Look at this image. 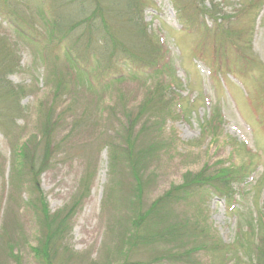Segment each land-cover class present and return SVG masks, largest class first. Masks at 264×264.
<instances>
[{"label":"rangeland","instance_id":"rangeland-1","mask_svg":"<svg viewBox=\"0 0 264 264\" xmlns=\"http://www.w3.org/2000/svg\"><path fill=\"white\" fill-rule=\"evenodd\" d=\"M17 1L22 8L26 6L24 22L0 9V39H8L11 60L17 63L7 80L25 89L19 98L22 110L12 117L14 130L8 136L0 128V264H42L37 248L42 242L39 212L43 208L37 211L31 206L37 194L29 173L21 168L24 145L30 148L29 158L43 166L38 178L49 215L65 219L59 239L62 264H122L132 233L129 202L134 198L133 188L139 185L126 162L118 159L113 167V154L122 159L119 145L124 142L127 115L156 88L165 106L143 119L141 125L146 128L136 144L143 149L153 147L144 162V207L181 184L187 172H198L205 165L215 169L239 162L248 165L253 160L247 183L255 184L263 176L264 0H206L204 9L214 4L220 11L218 18L203 16L208 25L218 22L248 31L243 39L227 40L221 52H213L220 62L229 58L227 74L218 72L210 43L204 53L198 32L188 31L181 21L183 0H142L144 22L153 42L157 38L165 42L161 57L169 66L151 86L142 74L133 80L127 72L118 76L101 71L90 54L84 60L75 54L80 69L85 66L90 71L89 83L78 79L80 70L72 69L66 47L51 43L41 25L37 13L47 11L46 0ZM183 6L190 9V5ZM12 23L17 27H11ZM173 77L180 80L176 90L169 88ZM215 111V133L203 135L201 124ZM44 112L51 114L48 125ZM44 131L47 137L42 136ZM238 191L243 195L238 201L236 197L227 203L204 191L177 207L179 214L187 212L201 227H209L210 237L220 242L216 253L201 250L188 262L163 260L164 245L135 244L128 260L148 263L160 259L159 264L246 261L243 250L236 257L227 253L226 244H232L239 225L244 224L240 216L256 217L258 206L262 208L264 186L258 195L250 184ZM193 244L191 240L189 246Z\"/></svg>","mask_w":264,"mask_h":264},{"label":"trees","instance_id":"trees-1","mask_svg":"<svg viewBox=\"0 0 264 264\" xmlns=\"http://www.w3.org/2000/svg\"><path fill=\"white\" fill-rule=\"evenodd\" d=\"M183 1L184 3L179 7L184 12L178 11L181 21L184 22L188 31L198 32L200 42L202 40L201 47L205 48L204 53L210 43L212 58L218 61V72L227 74L230 68V65L229 67L226 65L229 58L223 57L220 62L214 53L221 52L227 40L243 39L248 31L226 24L221 26L222 24L218 22L210 26L203 16L206 14L218 18L220 11L216 5L212 4L210 8L204 9L206 0ZM46 2L48 3L47 11L43 9L37 13L42 22L41 25L51 43L56 44L57 47H66L67 55L70 57L69 63L71 67L73 66L72 69L80 70L77 71L78 79L89 83L90 71L85 66L80 69L77 59H75L76 55H83L79 58L84 60L90 54L95 58L94 66L100 67L101 71L114 73V75L124 76L127 72L134 80L137 78V74H142V76H146L144 80L149 86L154 83V79L159 74L168 70V64L162 63L161 57L162 45L164 46L165 42L158 38L156 42H153L144 22L142 0H46ZM184 4L190 5L188 6L190 9L186 10ZM0 9L4 10L3 14L9 13L22 22L25 20L26 6L22 8L17 0H0ZM7 16L4 18L8 22L9 17L7 18ZM10 22L13 20L11 19ZM12 26L17 27L14 23ZM222 32H225L227 36L222 35ZM0 40V128L9 136V133L14 130L15 119L13 120L12 117L22 110L20 99L23 97L25 89L21 86L14 87L7 80L8 73L15 66L17 67V63L11 60V54L8 51V45L10 48L11 45L8 39L1 38ZM239 55L246 56V54ZM115 61H117V66L114 65ZM241 62L247 64L242 58ZM179 81L173 77L172 85H169L170 90H176ZM59 86L60 84L57 85V87ZM154 90L146 96L144 102L137 105L134 111L127 115L130 119L123 130L124 142L119 145V150L123 154L122 159L117 155L118 153L113 154V167L118 159L119 162H126L139 185V187L133 188L134 198L131 203L129 202L130 197L128 199L130 208L128 229L132 233L129 235L127 250H129L128 253L131 252L135 244L145 247L162 244L165 249L162 251L161 259L181 261L186 259L188 262V260H192L194 253L201 250L216 253L219 250L220 242L213 241L208 226L204 224L205 226L201 227L197 218H192L187 212L179 214L177 207L191 202V199L199 197L204 191L225 198L227 203L236 197H238L236 200L238 201L243 198L238 188L247 189L248 184L256 190V195H258L264 186V174L255 184L247 183L246 179L253 172V167H251L253 160L251 159V164L248 165L239 162L237 165H221L215 169L205 165L198 172H187L181 184L174 185L161 197L154 199L144 207L142 196L147 175L144 162L148 161L153 147L143 149L137 147L136 144L146 128L145 125H141L143 119L154 115L153 111L158 112L165 106L164 96H160L159 92H156L157 88ZM126 110L129 109L126 108ZM217 114L215 111L209 119L201 124L203 135L215 133ZM50 121L51 114L48 115L44 112L45 125H48ZM42 136L47 137L48 135L44 131ZM28 140L30 141V139ZM24 146L23 154L19 159L21 168L29 173L34 193L37 194L35 200L31 201V206H35L37 211L43 208L42 212H39V216L43 219L41 223L43 235L37 253L40 255L42 264H54L55 260L57 264H62L63 258L62 260L58 258V254L60 251L59 239L64 233L65 219H59L58 214L49 215L46 198L43 196L38 178L43 166L38 160L29 158L30 148L27 145ZM245 194H248V191ZM259 202L256 201L257 205ZM262 202V208L260 209L258 206L256 217L254 214L247 215V217L244 214L240 216L239 222L244 224L239 225L237 237L232 244H226L228 245L227 253L232 252L236 257L239 250L245 252L246 261L237 258L236 264H264V198ZM199 206L202 208V203H199ZM191 240H194V244L189 246ZM128 253L124 255L122 264H159L158 261H161L155 259L148 263L130 262ZM234 258L231 257V260Z\"/></svg>","mask_w":264,"mask_h":264}]
</instances>
